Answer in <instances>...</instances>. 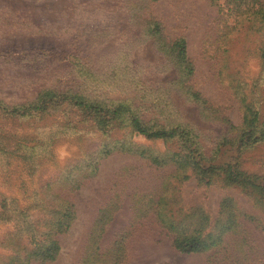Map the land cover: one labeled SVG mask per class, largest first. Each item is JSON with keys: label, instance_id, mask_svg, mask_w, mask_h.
Listing matches in <instances>:
<instances>
[{"label": "rangeland", "instance_id": "374dc122", "mask_svg": "<svg viewBox=\"0 0 264 264\" xmlns=\"http://www.w3.org/2000/svg\"><path fill=\"white\" fill-rule=\"evenodd\" d=\"M262 7L264 0H0V264H264V199L220 179L204 185L189 165L180 181L174 162H237L264 177V137L244 148L224 140L240 134L229 125L244 123L248 104L259 114L255 134L264 132ZM153 22L159 31L150 33ZM180 38L191 74L170 50ZM58 92L126 112L105 123L58 105L19 115ZM127 112L151 128L181 130L170 140L130 134ZM71 186L61 196L74 220L55 237L56 258L41 262L31 256L45 243L35 224L48 215L34 205ZM163 194L173 212L206 213V230L231 197L236 226L215 247L182 254L154 211Z\"/></svg>", "mask_w": 264, "mask_h": 264}, {"label": "trees", "instance_id": "16d2710c", "mask_svg": "<svg viewBox=\"0 0 264 264\" xmlns=\"http://www.w3.org/2000/svg\"><path fill=\"white\" fill-rule=\"evenodd\" d=\"M258 13L261 14L264 19V8H260ZM148 31H159V25L157 22L151 23ZM171 52L175 53L176 60L186 64V70L188 74L192 73V69L188 64L186 58V42L184 38H180L172 42L170 47ZM264 56V51H263ZM51 93V92H48ZM56 94V95H53ZM195 97L197 95H194ZM53 98H57L56 103H52ZM62 106L59 108L65 109L69 107L81 118L92 117L97 123H105L110 121H117L120 119L126 110L121 106L108 108L101 103H89L87 99L80 96H70L68 92L52 93L49 101L30 105L19 114L21 117L32 116L36 114H48L54 110V106ZM127 111H129L127 109ZM16 113L15 111H13ZM17 114V113H16ZM128 117V129L130 134H138L149 139H163L170 140L174 139L180 132V126H172L171 129L166 130L165 128H151L147 126L139 115L135 112H127ZM259 122L258 111L254 110L252 104L245 106L244 111V123L241 126L234 127L229 125V131L238 129L239 135L235 137H229L224 139L229 142L231 146L237 145L238 148L247 147L249 144L257 143L261 138L264 137V132L256 135L257 123ZM130 152V150H127ZM197 151V144L193 143V152ZM136 154L145 156L146 150L136 151ZM151 163L159 165L162 161L156 157H149ZM177 166V176H180V181L189 178L187 175L186 167L189 168L192 173L194 172L200 183L204 185H210L213 181L220 179L227 186H236L243 189H249L250 191L257 193L264 199V177L258 176L257 174H250L240 169L239 163L234 164L227 162L223 164L213 163V160L205 161L204 158H194L193 161L188 162L187 160L174 161ZM194 167V170H193ZM182 175V177H181ZM74 188H78L77 186ZM72 189L68 187H60L58 194L59 200L48 202H40L39 205H34L38 211H41L40 207L46 208L48 218L42 223L35 224V231L38 238H45V243H38L31 251V256L39 258L41 262L52 261L56 258L59 253L60 247L56 240L57 234L66 232L72 221L74 220L73 204L67 199L62 197L63 190ZM166 194V191L164 192ZM169 198L167 195L159 197L158 201L155 202V214L157 220L161 223V226L166 228L168 231L173 233L172 243L177 251L182 254L200 253L215 247L220 241V235L223 232L229 231L236 226V215L234 212V200L231 197H224L221 200L219 213L213 224L209 226V216L201 211L198 207L194 206L189 212H184L181 209H177L173 212L172 208H168ZM4 205L1 204V209H4ZM192 211V212H190ZM87 263V260L84 261Z\"/></svg>", "mask_w": 264, "mask_h": 264}]
</instances>
